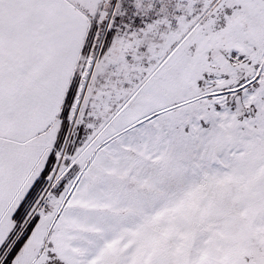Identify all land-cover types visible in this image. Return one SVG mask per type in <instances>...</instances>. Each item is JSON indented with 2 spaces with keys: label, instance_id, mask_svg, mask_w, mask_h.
I'll use <instances>...</instances> for the list:
<instances>
[{
  "label": "snow or ice",
  "instance_id": "snow-or-ice-1",
  "mask_svg": "<svg viewBox=\"0 0 264 264\" xmlns=\"http://www.w3.org/2000/svg\"><path fill=\"white\" fill-rule=\"evenodd\" d=\"M0 264H264V0H0Z\"/></svg>",
  "mask_w": 264,
  "mask_h": 264
}]
</instances>
